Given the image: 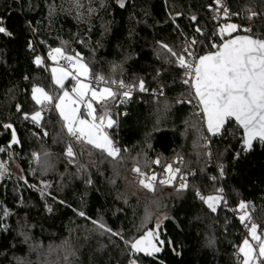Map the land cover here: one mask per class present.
Returning <instances> with one entry per match:
<instances>
[{
  "label": "trees",
  "instance_id": "obj_1",
  "mask_svg": "<svg viewBox=\"0 0 264 264\" xmlns=\"http://www.w3.org/2000/svg\"><path fill=\"white\" fill-rule=\"evenodd\" d=\"M123 1L121 7V0H0V26L12 34L0 33V161L13 153L25 175V181L0 182V264H241L239 247L250 224L223 205L211 212L196 194L205 188L223 189L233 207L252 204L258 234L264 233V146L257 143L237 159L243 131L233 122L211 138L194 90L183 82L185 69L162 47L179 54L195 40L192 58L205 55L211 38L223 42L216 33L220 21L252 29L234 36L264 38V0H222L228 18L215 0ZM55 48L78 53L95 78L111 85L123 81L124 89L134 91L123 106L117 92L95 105L97 115L114 121L108 133L122 159L70 138L57 112L35 104L33 87L57 94L48 66L34 63ZM158 87L165 94L154 99L150 93ZM37 111L41 126L30 118ZM13 130L18 143H12ZM178 161L181 175L196 171L182 191L180 174L155 192L130 180L133 165L163 175ZM215 163L223 174L212 182ZM41 180L52 182V196H41ZM157 225L162 250L154 256L134 252L130 242Z\"/></svg>",
  "mask_w": 264,
  "mask_h": 264
},
{
  "label": "snow or ice",
  "instance_id": "obj_2",
  "mask_svg": "<svg viewBox=\"0 0 264 264\" xmlns=\"http://www.w3.org/2000/svg\"><path fill=\"white\" fill-rule=\"evenodd\" d=\"M215 2L217 5L216 10L218 12L222 11L225 18H228L230 15L229 9L222 3V0H215ZM120 6H124L122 0ZM255 15V12L251 13V16ZM192 19L195 20L196 17L193 16ZM240 30L246 33L252 31L251 28L241 29L239 25L234 23L221 25L218 34L221 37L227 35L231 38L224 39L220 45L214 44L213 47L217 49L215 52L207 53L193 60L189 58L195 56L194 52L190 50L197 43L195 40L191 41L189 46L179 54L168 45H162L172 57H176L179 66L185 69L183 82L194 89V98H198V105L201 106L208 132L212 135L219 134L225 124L233 119L237 126L243 129V134L240 137L242 147L241 151L236 154L237 159L242 153L252 150L254 141L264 145V38L251 35L232 37L233 32ZM196 31L199 32L200 29L197 28ZM0 33L12 35L3 26H0ZM49 58L53 61L58 59L69 62L75 61L72 65L76 72L75 75L65 68L52 69L54 83L60 89H64V81L69 76L76 81V85L72 88L74 95L65 90L63 95L54 98L44 88L37 86L32 89V99L39 105L52 104L55 99L58 102L54 104V107L59 110V114L65 122L64 127L70 136L78 142L86 143L102 153H106L113 160L122 159L120 157L121 149L115 146L113 140L104 131L105 117L98 118L95 115L96 109L92 103V101L97 103L106 102L109 98H114L116 93L110 87L97 90L90 84L83 83L80 80L81 76L85 78L88 76L89 68L81 62L78 53L75 56H70L66 55L62 48H55L49 52ZM34 63L41 65L43 60L37 56ZM96 79L99 82L105 81L103 76ZM112 83H116V81H112ZM119 86L125 87L123 81L119 82ZM139 87L140 91H145L143 81L140 82ZM89 92L91 98L86 100L85 98ZM130 94L131 88L123 93L125 97H129ZM80 104L86 106L87 116L91 117V120L81 118ZM17 110H19V106ZM25 118H29L27 114ZM30 118L38 124L42 118L41 112H35ZM113 124L114 121L110 117L107 118L106 127L111 128ZM4 127L11 128L12 126L5 125ZM18 142L13 130L12 143ZM0 151H3V149H0ZM66 155L70 158L75 156L71 144L66 149ZM153 163L159 165L160 161L157 159ZM0 169H2V166H0ZM132 171L139 177L140 186L150 192H155L158 185L172 186L181 170L178 167L173 168L172 164H168L163 170L166 175L159 179L157 173L149 174L142 171L139 166L134 167ZM2 174L3 172L0 171V175ZM221 174H223L222 166ZM179 179L181 183L177 189L178 192L188 188L186 177L179 175ZM213 179L215 178L213 177ZM222 192L223 189H220L218 195L204 196L197 190L196 194L207 204L211 211L216 212L221 202L226 203ZM247 209L248 205L246 203L241 202L239 204V210L243 213L240 216L242 223L246 220L251 221ZM48 210L51 211L52 209L49 208ZM3 214L6 216L8 212L5 210ZM79 214L84 215L83 212ZM92 222L105 231H111L102 222L95 220ZM245 226L248 227L247 224ZM159 227L160 225H157L156 230H149L139 239L130 242L131 249L136 253H144L147 256H154L159 253L162 250L161 246L165 244V241L159 239ZM257 228L258 225L252 222L248 231L251 239L258 242V249L253 247L249 239H245L242 246L239 247V253L242 254L241 264H264V239L257 234ZM168 243L170 244L171 241ZM18 264H23V261L18 260ZM130 264H136V261H131Z\"/></svg>",
  "mask_w": 264,
  "mask_h": 264
},
{
  "label": "rangeland",
  "instance_id": "obj_3",
  "mask_svg": "<svg viewBox=\"0 0 264 264\" xmlns=\"http://www.w3.org/2000/svg\"><path fill=\"white\" fill-rule=\"evenodd\" d=\"M78 2H79V0H77ZM123 3H124V1H123ZM237 32H233L232 33V36H234L235 34H236ZM220 38H221V40L223 39H226V38H230V37H228L227 35H225L224 37H221L220 36ZM43 61H47L49 64L47 65L48 66V71H49V74H50V80H52V84H53V86L55 87V90H56V92H57V94L56 93H49V95H52L54 98L55 97H58V96H61V95H63V91H65V90H67L70 94H73L72 93V88H73V86H75L76 85V81H75V83L73 84V85H71L70 87L69 86H67V84H68V82L72 79V77L71 76H69V78L68 79H66L65 81H64V85H65V87H64V89H60L59 88V86H57V85H55V83H54V79H53V73H52V69L53 68H63L62 66V63L64 62V61H66V60H64V59H58L57 61H53L52 59H50L49 58V54H48V57H47V60L46 59H43ZM82 62V61H81ZM83 63V62H82ZM46 66V65H45ZM73 72H75V69L74 68H72L71 69ZM70 72V71H69ZM76 73V72H75ZM89 75H90V73H88V76L85 78V77H83V76H81L80 77V80L83 82V83H87V84H90L93 88H95L91 83H90V81H89ZM73 80V79H72ZM105 83H107L108 85H109V87L112 89V91L113 92H117V93H119L118 91H115V88L117 89L118 87L119 88H122V89H124L123 87H120L119 86V84H113V85H111V84H109L110 82L109 81H104ZM101 88H104V87H99V88H96L97 90H99V89H101ZM74 95V94H73ZM91 98V93L89 92V94H88V96L85 98L86 100H88V99H90ZM109 99H111V98H109ZM108 99V100H109ZM35 102V101H34ZM56 102H58V101H56L55 99H54V102L52 103V104H48V103H45V104H43V105H39V104H36V102H35V104L38 106V107H42V106H46V108H49V109H53V111H55V113L57 112L58 113V115H59V117H60V120L61 121H63V119H62V117L60 116V114H59V110H57L55 107H54V104L56 103ZM92 103H93V107L96 109V104H99V103H97L96 101H92ZM79 108H80V115H81V118H86V119H89V120H91V117H88L87 116V108H86V106L84 105V104H80L79 105ZM44 109V108H43ZM95 115L99 118V117H105V128H104V131L109 135V137L111 138V136H110V134L108 133V130L110 129V128H108V127H106V124H107V118H109L110 116H109V114H107V113H105V114H100V115H97L96 114V111H95ZM41 117H42V115H41ZM203 118H204V116H203ZM42 119L43 118H41L40 119V121H39V123H38V125L39 126H41L42 124H43V122H42ZM97 122H99V121H97ZM63 123H65L64 121H63ZM202 127V126H201ZM66 131H67V129H66ZM68 133V132H67ZM69 135V134H68ZM69 137L70 138H72V139H74V137H72V136H70L69 135ZM69 138V139H70ZM112 139V138H111ZM75 140V139H74ZM84 144H86V143H84ZM86 145H88V144H86ZM91 146V145H90ZM211 155V152H208V154H207V156L208 155ZM212 156V155H211ZM213 157V156H212ZM40 159H41V155L39 154V153H35L34 154V160L36 161V162H38V161H40ZM72 160V159H71ZM208 160H209V156H208ZM71 164H74L73 162H71ZM182 161H178V162H176L174 165L175 166H173V168H175V167H180V166H182ZM157 165V164H156ZM215 165V167H216V163L214 164ZM0 166H2V169H0V171H2L3 172V174L2 175H0V182H2V181H4L5 179H7V180H19V179H21V180H23V181H25V175H24V172H23V170H22V168H21V165H19L18 164V160H17V157H15V155L13 154V153H11L10 154V156L9 157H7V158H5V160L4 161H0ZM136 166H138V165H133L132 166V169L134 168V167H136ZM140 167V166H139ZM132 169H131V172H129V177H130V180H132L134 183H136V184H138V186L139 187H141L142 189H144V191L146 192V191H148V189H146V188H143L142 186H140V184H139V177L137 176V174L136 173H134L133 171H132ZM142 171H146L147 172V170H144V169H141ZM152 170V169H151ZM150 171V170H149ZM166 175V174H165ZM181 175V174H180ZM164 176V174L163 175H159V177H158V179L159 178H162ZM51 184H52V182H50V180H47V181H40L39 182V184H37L36 185V188H38L39 189V192L41 193V196H43V197H48V196H52V194H51V192H50V189H51ZM180 185V183H177V186H179ZM204 193H206V195L207 196H210V195H218V194H220L219 193V190L217 191V192H215V193H212L211 191H210V188H205L204 189ZM222 195L224 196V199H225V201H226V203L225 202H221V204L217 207V209L219 208V207H221L222 205H223V208L225 209V204H227V203H229L228 202V200H227V197H225V195H224V193L222 192ZM206 205V207L211 211V209L207 206V204H205ZM233 207V206H232ZM235 210H237V209H239V206H237V207H233ZM248 210H250L248 213H249V215L251 216V221H247L246 220V222H248V224H250L249 226H251V223L252 222H254V223H256L255 222V220L253 219V217H252V213L254 212L252 209H251V207H248ZM211 212H213V211H211ZM214 213H216V212H214ZM162 220V218L159 220V223H161L160 221ZM257 234H258V228H257ZM258 235H260V236H262L261 238L262 239H264V233L263 234H258ZM245 239H249V241H250V243L252 244V242H255V243H257L258 244V242L257 241H253L252 239H251V237H250V235H249V232H248V237L246 236L245 237ZM241 246H242V244H241ZM59 248H57L56 250H58ZM239 253V252H238ZM240 256H241V259H242V254H240Z\"/></svg>",
  "mask_w": 264,
  "mask_h": 264
},
{
  "label": "built area",
  "instance_id": "obj_4",
  "mask_svg": "<svg viewBox=\"0 0 264 264\" xmlns=\"http://www.w3.org/2000/svg\"><path fill=\"white\" fill-rule=\"evenodd\" d=\"M221 18H222V16L220 17V20H221ZM220 24L221 25H223V22L222 21H220ZM220 25V26H221ZM219 26V27H220ZM219 27L216 29V33H217V35L218 36H220L219 34H218V29H219ZM220 45L219 44V41H218V39H217V37L216 36H214L213 38H211V40L209 41V46L206 48V51H205V54H207V53H210V52H215L217 49L215 48V47H213V45ZM190 60H193V58H189ZM43 60V59H42ZM75 63V61L73 60L72 62H69V61H64L63 63H62V67L63 68H65V69H67L68 71H70L73 75H75L76 73L75 72H73L71 69L73 68L72 67V65ZM43 65H48L49 63L47 62V61H43V63H42ZM89 81H90V83L95 87V88H99V87H109V85L107 84V83H105V82H99L92 74H90L89 75ZM129 89H122V88H115V91H118L119 92V94H120V100L118 101V104L117 105H119V106H123V105H125V96L123 95V93L124 92H126V91H128ZM142 92V91H141ZM132 94H134V91L133 90H131V94H130V96L132 95ZM143 94H148L147 92H143ZM164 94H165V90L162 88V87H158V88H156V90H155V92H153V93H150V96H152L154 99L155 98H159V97H163L164 96ZM197 101V100H196ZM198 104V103H197ZM200 107V106H199ZM201 108V107H200ZM258 144H259V146L260 147H263L264 145H261L259 142H258ZM209 156V165L210 166H212L213 165V157L209 154L208 155ZM175 168H177V167H175ZM216 170H217V175L214 177L215 179H211V181L212 182H215V180L217 179V178H220V176H221V167H220V165H216ZM146 172V171H145ZM147 173H149V174H151V173H157L158 174V177H159V175H160V170L159 169H155V168H153L152 170H150V171H147ZM182 175H184L185 177H186V182H188L190 179H192L193 177H195L196 176V171H193V172H191V173H183ZM164 176H165V174H164ZM163 176V177H164ZM162 177V178H163ZM201 195H204V193L203 192H201L200 193ZM199 197V196H198ZM200 198V197H199ZM248 205V207H251L252 208V204H247ZM225 210H227V211H229V212H231L232 214H233V216L237 219V220H239L240 222H241V220H240V216L243 214L239 209H237V210H235L233 207H232V205L231 204H229V203H227V204H225ZM247 211L249 212L250 210H248L247 209ZM250 227V226H249ZM249 227H247V229H246V231H245V233H246V236L248 237V228ZM252 245H253V247H256L257 249H258V244L257 243H255V242H252ZM258 254V253H257Z\"/></svg>",
  "mask_w": 264,
  "mask_h": 264
},
{
  "label": "water",
  "instance_id": "obj_5",
  "mask_svg": "<svg viewBox=\"0 0 264 264\" xmlns=\"http://www.w3.org/2000/svg\"><path fill=\"white\" fill-rule=\"evenodd\" d=\"M238 35H243V34H237L236 36H238ZM233 37H235V36H233ZM81 60H82V58H81ZM194 90V89H193ZM196 100L198 101V98H196ZM201 107V106H200ZM202 112V111H201ZM202 115H203V113H202ZM229 122H233V123H235V125L237 126V124H236V122L234 121V119L233 120H230ZM229 122L228 123H226L225 124V126H224V128L221 130V132L219 133V134H217V135H212L211 133H209L208 132V130H207V125H206V120H205V118H204V126H205V129L207 130V132H208V134H209V136L211 137V138H215V137H218V136H220V135H222L228 128V125H229ZM238 127V126H237ZM242 129V128H241ZM242 131H243V129H242ZM258 143V141H254L253 142V148L255 147V145ZM253 148H252V150H253ZM252 150H250V151H248L247 153H251L252 152Z\"/></svg>",
  "mask_w": 264,
  "mask_h": 264
}]
</instances>
